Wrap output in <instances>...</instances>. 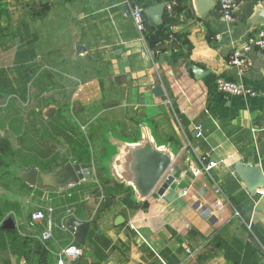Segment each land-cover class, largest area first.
<instances>
[{
    "label": "crops",
    "instance_id": "0c3cea01",
    "mask_svg": "<svg viewBox=\"0 0 264 264\" xmlns=\"http://www.w3.org/2000/svg\"><path fill=\"white\" fill-rule=\"evenodd\" d=\"M31 1L39 12L73 14L70 27L77 30L60 43L39 32L45 56L39 60L57 62L62 51L71 52L73 66L98 55L99 76L116 79L114 89L101 86L100 94L118 95L100 107L106 123L121 126L117 134L124 139L149 138L169 150L174 182L167 192L175 197L152 191L141 199L130 186L132 193L114 192L109 204L98 201L90 211L83 204L85 215L57 218L48 239L43 232L53 224L49 218L42 230L39 220V232L30 233L39 239L35 251L11 239L15 230H1L0 264H55L61 249L75 242L69 217L89 222L84 244L77 243L83 253L71 264H264V51L253 48L242 72L227 64L233 49L264 29V0H237L234 22L222 18L218 0H139L147 24L143 39L125 0H0V71L15 70L18 57L31 55L22 24L23 14L37 11L29 8ZM77 45L84 47L78 55ZM5 61L10 63L1 66ZM83 70L86 64L69 73ZM216 78L241 81L259 95L220 93ZM156 85L162 95L154 94ZM111 111L121 118L112 122ZM208 163L213 166L205 172L202 164ZM196 169L201 173L195 175Z\"/></svg>",
    "mask_w": 264,
    "mask_h": 264
},
{
    "label": "rangeland",
    "instance_id": "374dc122",
    "mask_svg": "<svg viewBox=\"0 0 264 264\" xmlns=\"http://www.w3.org/2000/svg\"><path fill=\"white\" fill-rule=\"evenodd\" d=\"M29 8L37 11L29 10L28 14H23L25 16L22 24L26 27L23 29L25 38L29 40L24 42V48L27 45L25 43H29L27 48L33 57L30 56V60L23 65L17 63L15 70L7 71V68H2L0 71V222L10 217L15 225L13 229L19 239L25 242L20 245L31 246L30 250L35 251L39 248V239L30 234L34 231L39 232V220L32 219L35 211L41 210L45 214V217L41 219L43 220L40 228L42 230L46 226V220L50 218L53 234L56 231L57 218L69 214L85 215L86 212H80L83 204L86 210H92L97 202L103 199L105 192H109L107 188L115 186L111 185V181L117 182L114 178L115 168L119 165L116 164V160H120V157L117 155L114 160L110 158L115 141L110 142L108 138L110 132L118 133L117 129L121 126L107 124L108 122L105 121L107 114L101 112L103 109L100 107L107 104L110 97L117 100L118 95L115 90L100 94L101 86L105 85L107 89L108 87L114 89L112 85H115L116 79L111 75L108 78L99 76L103 62L99 60L98 55L92 54L90 58L81 60L80 64L73 66L70 62L71 52L62 51L57 56V62L39 60V54L42 58L45 57L39 53V32L45 34L42 37L45 36L48 42L55 37L58 38L59 43L66 42L69 36L77 32L70 27L73 14L39 12L38 5L32 1ZM72 19L74 20V17ZM23 31L21 30V33ZM74 38L76 39L77 36ZM53 56L50 55L49 58ZM9 63L1 62V66L5 67ZM46 64L57 65L50 66L51 68L46 70L41 67ZM85 64L90 73L88 70L69 73L75 66L83 69ZM27 67L29 69L26 71ZM52 69H57L59 72L56 73ZM93 71H97V74ZM57 113H60L62 120L65 121V131L68 134L74 135L75 132L89 143L93 178L81 183L80 187L75 189L70 185L61 187L45 185L41 183L39 177L36 183L30 186L20 177L22 169L35 167L33 163L25 161L27 155L30 154L29 157H32L33 153L22 151L24 144L26 149L30 146V150L57 151L59 156L67 151L65 132L60 133L57 138L54 132V137L51 138L44 131V128L52 123L53 117L58 115ZM116 113L117 111L108 113L109 116L114 117L111 119L112 122L116 120V116L121 118L120 113ZM107 126L111 129H106ZM26 128L28 133L23 138ZM106 130L110 132L105 134ZM119 133H123L122 128ZM117 135H113V138L121 139V135ZM109 166H112L111 172L106 174ZM35 168L39 174L46 173L39 167ZM76 190L79 191V197L72 200L65 197L67 192ZM59 192L64 194L63 197L57 198ZM12 250H15V247ZM25 261L30 263V257Z\"/></svg>",
    "mask_w": 264,
    "mask_h": 264
},
{
    "label": "water",
    "instance_id": "95a60500",
    "mask_svg": "<svg viewBox=\"0 0 264 264\" xmlns=\"http://www.w3.org/2000/svg\"><path fill=\"white\" fill-rule=\"evenodd\" d=\"M123 10L126 14H129L126 6L123 7ZM83 49L84 47L77 45L76 55L82 52ZM153 92L156 96L163 93L159 85L154 87ZM110 137L108 138L110 142L115 141L110 158L114 160L117 155L120 157V160H116V164L119 165L115 168L116 176L114 178L117 182L131 186L138 198L141 199L152 191L167 200L175 197L174 191L167 192L174 182L173 173L168 172L172 161L169 150L156 147L149 138L129 142L123 139H114L112 134H110ZM242 165L241 162L236 164L240 167H243ZM110 169H112V166L106 169V174L111 172ZM246 171L245 168H241L240 174L243 175ZM255 172H258V170H255ZM20 177L30 186L36 183L38 177L41 183L54 187L76 185L81 181H89L93 178L92 163L67 162L52 172L41 174L38 173L35 167H28L21 170ZM244 178L246 181L248 180L247 175ZM251 187L253 186L248 182L249 190H251ZM14 226L13 220L8 217L2 222L1 228L13 229ZM66 227L73 234L76 243L84 244L89 227L88 221L69 217L66 220Z\"/></svg>",
    "mask_w": 264,
    "mask_h": 264
},
{
    "label": "built area",
    "instance_id": "2783aa9c",
    "mask_svg": "<svg viewBox=\"0 0 264 264\" xmlns=\"http://www.w3.org/2000/svg\"><path fill=\"white\" fill-rule=\"evenodd\" d=\"M130 9V15L134 24V27L139 34L140 38L143 39L144 33L147 28L146 19L143 14V8L140 5L139 0H125ZM237 0H218V7L222 18L227 22H234L235 20V7ZM264 51V29H259L256 32L247 36L244 43L233 49L227 58V64L236 67L240 72L245 70L249 65L248 55L253 49ZM214 85L216 89L226 95H235L241 97H255L259 95L255 90L248 88L241 81H232L224 78H216ZM203 171L208 172L213 164L208 163L202 164ZM200 170L196 169L194 174H200ZM262 193V191H258ZM45 217V214L41 210H37L32 214V219L41 220ZM130 228L134 229V225L130 224ZM51 236V229L48 227L43 232V239H48ZM82 248L75 242L68 244L63 247L59 253L56 264H71V262L79 259L82 255Z\"/></svg>",
    "mask_w": 264,
    "mask_h": 264
},
{
    "label": "trees",
    "instance_id": "16d2710c",
    "mask_svg": "<svg viewBox=\"0 0 264 264\" xmlns=\"http://www.w3.org/2000/svg\"><path fill=\"white\" fill-rule=\"evenodd\" d=\"M30 56L33 57L32 55H29L26 57H18L17 61H15V62L18 63L19 65H23V63H27L30 60ZM22 69H23V67H22ZM28 69H29V67H27L25 70L27 71ZM20 71H22V70H20ZM53 118L54 119H53L52 123H49V125L44 128V131L51 138L54 137V132L57 133V134L55 133L56 138L58 135H60V133L65 132V138L67 140V144H66L67 145V151L64 154H61L59 156L57 151L41 150V149L30 150L31 149L30 146H27L29 149H26V146L24 144L21 150L22 151L25 150V152H28V153H33L32 157H29L30 154H28L27 158H25V161L27 163H33V165L35 167H39V169L41 171H44V172L53 171L56 168L63 166L67 162H72V163L77 162V163H83V164L90 163L92 161V159H91V152L89 149V143L86 142V140L81 139L79 137V135L76 134L75 132H74V135H70V134H68V132L65 131L66 124H65V121L62 120L60 113L58 115L54 116ZM21 124H23V123H21ZM27 129L28 128H26V130ZM106 129H111V127L109 128L107 126ZM108 132H110V131L106 130L105 134H107ZM27 133H28V130L26 132H24V135L22 137L23 138L26 137ZM110 134L118 136L117 133H115V132H110ZM120 138L123 140L129 141V142L133 141V140H129V139H124L122 136H120ZM123 189L129 190L132 193V191H131L132 189L130 186H126V185H124V183L116 182L115 186H111V187L107 188V190H109V192L108 193L105 192V194L103 195L102 202L105 200V202H104L105 204L107 202L110 203L111 196L115 195L114 192L118 193V191L123 190ZM77 195H79V191L67 192L65 197L68 200H72V198H76ZM109 203H107V204H109ZM101 205H104V204L101 203ZM1 230H3V231H14V229H2L0 226V231ZM0 238H2V237H0ZM11 239L12 240L15 239L18 242H20L19 236L16 233H12Z\"/></svg>",
    "mask_w": 264,
    "mask_h": 264
}]
</instances>
